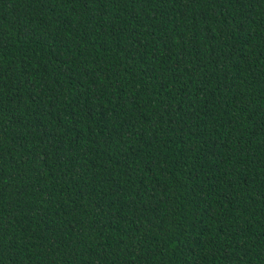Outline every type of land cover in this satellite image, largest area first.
I'll list each match as a JSON object with an SVG mask.
<instances>
[{
  "label": "trees",
  "instance_id": "obj_1",
  "mask_svg": "<svg viewBox=\"0 0 264 264\" xmlns=\"http://www.w3.org/2000/svg\"><path fill=\"white\" fill-rule=\"evenodd\" d=\"M0 264H264V0H0Z\"/></svg>",
  "mask_w": 264,
  "mask_h": 264
}]
</instances>
